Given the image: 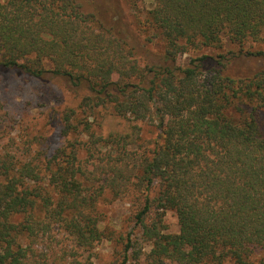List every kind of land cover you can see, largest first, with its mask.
<instances>
[{"label": "trees", "instance_id": "16d2710c", "mask_svg": "<svg viewBox=\"0 0 264 264\" xmlns=\"http://www.w3.org/2000/svg\"><path fill=\"white\" fill-rule=\"evenodd\" d=\"M151 2L133 20L123 0H0V86L13 74L51 90L68 104L48 122L73 136L51 154L0 159V264H41L34 243L54 228L93 248L106 191L134 195L155 262L264 264V48L252 45H264V0ZM225 38L235 51L177 60ZM108 108L153 120L157 139L139 143L138 128L98 134L90 117ZM168 209L178 232L164 231ZM131 246L128 236L118 264Z\"/></svg>", "mask_w": 264, "mask_h": 264}, {"label": "rangeland", "instance_id": "374dc122", "mask_svg": "<svg viewBox=\"0 0 264 264\" xmlns=\"http://www.w3.org/2000/svg\"><path fill=\"white\" fill-rule=\"evenodd\" d=\"M123 2V9L133 20L136 17L142 20L143 15L145 16V7L147 9L152 5L151 0H123ZM139 27L140 21L137 29L144 38L145 34L140 31ZM252 45L255 48H264V45L256 42ZM149 46L155 51L162 50L161 41L157 38L149 42ZM231 49L236 50L225 38L222 48H190L178 52L177 60L187 63L191 57L196 55L217 54ZM1 84L3 85L0 86V109L3 116L0 117V159L3 156L13 155L16 160L24 161L43 147L47 148L48 153L51 154L66 140L72 139L73 136L63 137L61 135L60 123L48 122V116H52L51 109H57L59 114L68 103H56L51 90L41 91L38 84L30 83L24 75L9 74ZM13 85L15 90L12 99L8 101L6 91ZM54 86L57 90V83ZM63 96L66 101H71L73 94L65 92ZM96 116L97 118L92 115L90 120L93 121V127L100 135L112 131L125 133L138 128L139 143L151 146L159 133L156 122L151 119L136 121L129 116H114L111 115L109 108L101 110ZM41 136L46 138L42 139ZM82 138L86 139L84 135ZM100 147L102 152L103 149H106L105 145L101 146L100 144ZM88 155L87 146L84 145L79 150V158L86 160ZM89 162L90 169L97 165L94 160ZM92 163L95 165H91ZM98 183L101 181L98 180ZM134 200L133 194L117 198L113 192L106 191L101 197L97 209L100 229L103 230L104 237L90 250H81L70 236H67L59 228H54L46 234L44 239L41 238L34 243L35 256L40 257L41 264H50V261L56 259L59 260V264H85L89 258V261L92 260L96 264H118L125 258V242L130 236L132 246L128 250L125 264H177L170 260H165L162 263L153 261L151 256L152 241L143 236L141 226L136 224L134 219L136 211ZM163 224L165 232H178L179 223L175 210L168 209L164 213ZM65 250L68 251V254L63 256Z\"/></svg>", "mask_w": 264, "mask_h": 264}]
</instances>
